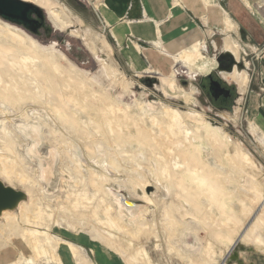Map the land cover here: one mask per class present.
<instances>
[{
  "label": "rangeland",
  "instance_id": "374dc122",
  "mask_svg": "<svg viewBox=\"0 0 264 264\" xmlns=\"http://www.w3.org/2000/svg\"><path fill=\"white\" fill-rule=\"evenodd\" d=\"M50 1L53 8L67 13L71 27L46 30L52 25L46 20L31 34L1 17L0 21L22 30L38 49L53 46L50 50L64 58L60 66L72 65L120 108L127 106L133 112L124 118L134 129L108 135L100 119L98 132L94 124L80 131L76 122L64 125L53 103L39 105L22 94L14 79L3 82L2 76L0 121L5 131L0 129V179L26 193L21 201L26 207L22 212L18 206L9 210L11 217L0 215V264H264V0H253V11L242 0H214L237 25L239 33L231 28L229 33L242 46L238 59L223 49L225 21L212 24L213 15L199 5L205 0H163V4L161 0L158 7L166 12L164 17L157 14L154 0L145 5L141 0ZM116 1L125 5L114 11ZM145 22L156 28L155 34L144 33ZM87 27L102 32L108 47L98 46L96 53L86 49ZM197 36L205 42V59L214 61L209 72L183 61L187 55L195 58L189 41ZM134 53L143 54L137 67L129 64ZM224 53L231 54L234 62L218 68ZM96 57L122 72V82L104 80ZM233 65L245 69L250 78L243 92L234 78L223 79L221 74L231 72ZM216 71L224 85L234 95L237 92L231 106L216 100L221 93L217 97L210 93L212 79L207 74L218 80ZM174 72V89L164 93L161 79ZM16 73L31 78L28 71ZM70 84L87 86L74 78ZM85 89L88 107H99L93 99L98 94ZM117 92L123 96L116 97ZM149 101L159 111L147 112L143 104ZM68 106L72 108L71 103ZM173 110L203 114L220 137L229 136L228 141L214 143L202 132L192 141L185 130H192L194 123L183 112L182 122H173ZM26 125L38 127L36 146L19 128ZM237 146L254 165L246 167L235 156ZM187 168H192L190 174ZM196 175L202 184L192 181ZM116 191L144 210L132 216L119 211L112 196Z\"/></svg>",
  "mask_w": 264,
  "mask_h": 264
},
{
  "label": "bare ground",
  "instance_id": "6f19581e",
  "mask_svg": "<svg viewBox=\"0 0 264 264\" xmlns=\"http://www.w3.org/2000/svg\"><path fill=\"white\" fill-rule=\"evenodd\" d=\"M147 1H150V0H141V2L144 5ZM192 1L193 0H190V2H192ZM252 1L253 0H242V2L245 4V6L248 9H250L251 11H253V7H252V3H251ZM32 3L38 5L41 8L43 7L45 9L44 12H45V15L47 17V20L49 23L52 24V26L55 29L63 30L65 27H67V26L71 27V25H73V21L69 19V16L67 15V13L64 10L58 11L55 8H53V2H51L50 0H33ZM124 5H125V2H122V1L114 2V4H113L114 11H117V9L118 10L122 9V7ZM199 5L202 6V8L205 7V9L207 10L209 15H211V14L213 15L212 24L217 23L216 25H218L221 22V19H222V21L223 20L225 21L224 22L225 29L223 31H225L226 35H225V38L223 39L224 40L223 49L226 52L231 53L232 55H234V57L236 59H238L239 49H241L242 46L234 38V36L230 35V33H229V30L231 28L234 30V32L236 34H238L239 31H237V25L230 20L231 19L230 16H228L226 11L223 8H220L221 6H219L217 3H215L214 0H212L211 4L210 3L207 4V1L205 0L203 3H200ZM211 11H212V13H210ZM215 11H217L219 14L216 15ZM142 26H144V28H145L146 27L145 23H143ZM155 30H156V28L153 27L152 34H155ZM162 31H163V27L160 26V32H162ZM175 32H177V31H175ZM71 33L74 35H78V34L82 35L79 31H77V33H73L71 31ZM83 35H84V39H85L86 44H87V45L85 44V47L91 53L92 52L94 53V51L96 53V51H97L96 49L98 46L101 48L102 47H104V48L108 47L106 38L104 37V34L102 32L93 33L92 31H90L89 27H87L86 30L83 32ZM177 35H179V33H177L174 36H177ZM35 43L32 41V38L30 39L29 36H27L25 33L22 32V30L20 31L14 27L2 22V20L0 21V82L1 83L7 82L10 79L11 80L14 79L15 80L14 82L21 86L20 90H22L21 91L22 94L30 96L31 100L38 102L39 105L40 104L41 105L46 104V106L47 105L49 106L50 103H53L52 107L53 108L55 107L54 111L57 113V115L59 112V117H60V118L58 117L59 122H61L64 125L66 123L71 125L73 122L74 123L76 122V123H78V130L79 131L83 129L82 127L88 128L89 126L94 124V125H96L94 132H98L97 127L99 124L97 123V121H99V120H97V119H100L101 126L103 127L102 129H104V132L108 135L115 133V131H117V130L123 132L124 130H129V129L133 128V125L129 126L128 123H126L127 119L124 118L125 114L127 112H128V114L133 113V112H130L128 110L127 106H123L120 108L117 105V103L113 102L111 97H109L106 93H104L105 91H103L99 87H98V89H96L94 82H92L88 78L83 77L82 74H80V72L78 70H76L72 65L68 64V66H66V65L60 66L61 64L59 62H60V60H63L64 58H63L62 54L60 55V54L56 53V51L54 52L53 50H50L51 48H53V46H51V45L44 46V45L40 44L42 46V47L41 46L40 47L42 49H44V50H40L41 48L38 49L37 45H35ZM204 43L205 42H204V40H202V37H199V36H197L193 40L189 41V48H190L189 50H192L194 52L195 58L190 59L189 55H187L184 58V56L181 55L180 58H184L183 61H184L185 65L196 66L197 70L207 71L208 68L214 64V61L210 62V61L205 59V56H203L202 51L205 48ZM244 43H247V45L250 48H255L254 45L250 44L247 41H244ZM52 44L57 45L55 41H53ZM46 49H49V50H46ZM162 54H163V52H162ZM139 55L141 56V58L143 57V54H141V53H138V56H137V53H134L133 54L134 58H129V61H130L129 64L131 67H137L136 61H137V59L140 58ZM163 56L166 57L167 55L164 54ZM172 57H173V60L177 59V56H175L173 54H172ZM96 58L98 59V57H96ZM201 60H203L202 64L200 66H198L197 63L200 62ZM37 61L39 62V65L36 64V63H38ZM98 61H99V65L101 66V76L104 78V80L109 79V81L111 80V83L113 82L112 84L122 82V81L120 82V77L124 76L122 72H120L116 68H113L112 65H110L105 60H102L103 65L101 64L99 59H98ZM35 65H37V66H35ZM33 66H35V67L33 68ZM158 67H159V69H161V71H164V72L168 71L164 67H161V66H158ZM21 70H22V72L24 70H25V72L28 71L31 74V78H27V79H25L24 77L21 78V76L18 75L20 73L19 72H18V74L16 73V71L21 72ZM210 70H208V72ZM237 72L239 73L240 77H239V75H235ZM29 73H27V74H29ZM85 73H87V72H85ZM221 74H222V76H224L223 79L229 80V78H234L233 80H235V82L239 86V89L242 92L246 90V87H247V84H248V81L250 78L248 77V73L246 72L245 69L239 70L237 66L233 65L231 72H229V73L222 72ZM2 76H4V78H5L4 81L2 80ZM168 76H169V78H162L161 79V83L163 85L162 91L164 93H168L169 90L173 91L174 85H175V72H174V74H169ZM71 78L77 79L82 83L86 82L87 86L82 84L78 88H74L70 84ZM90 78L92 80L98 82V80H95V78H93L92 76ZM86 87L93 88L92 94H94V93L98 94V95H94L93 99L96 100V102L99 104L100 108L99 107H88V104L86 103V98H87V90L85 89ZM0 93H4V89L1 86H0ZM176 94H178V93L176 92ZM119 96L122 97L123 95L121 93L120 94L118 93L116 95V97H119ZM180 96L181 95L179 94L178 97H180ZM70 97H73L72 101L69 100ZM117 101H119V100H117ZM151 102L152 101L147 102L146 106L143 104V107L147 112H151L152 110L156 109V107L151 108V106H150ZM69 103L72 104V108L70 106H68ZM74 107H77V108L75 109ZM161 107H162V105H161ZM122 108L124 109V111L121 110ZM140 108H141V106H140ZM157 111H159V110L156 109L155 112H157ZM182 112L184 113V115H186L190 119L191 123L192 122L194 123V124H192L193 128L191 127L192 130H189V129L185 130V134L189 135L190 139L192 141L195 142L196 137H198V139H199V136H197L199 132H202L203 135H207V136H208V134H210L211 137L213 138L214 143L215 142H221L222 143V141L223 142L228 141L227 139L229 136L224 134V137H220V135L216 132L215 126L211 124L212 122L208 121V119L206 121L203 114L196 112L194 110H191L189 112L173 110V114H171V116H170L171 120L175 123L176 122L181 123L182 122V119H181ZM237 112L238 111L235 110V113H237ZM118 113H121V116H119ZM78 114H80V116H78ZM134 117H137V116H134ZM118 119H121L122 121H120ZM132 120H134V119H132ZM135 120H137V122L140 121V123H141V121L143 122V120H141L140 117L135 118ZM194 125H196V126H194ZM19 128L22 129V132L24 133V135H26L32 139V141L34 142L33 146H36L39 143L38 127L26 125L23 127L19 126ZM0 129L3 132L5 131V128L1 124V121H0ZM88 129H90V128H88ZM137 131H138V128H137ZM142 131H144V130H142ZM145 133L146 132H144V135H145ZM79 134H77L76 136H78ZM136 137L139 138V136H136ZM145 137H147V136H145ZM143 139H144V137H143ZM190 139H188V140H190ZM140 141H141V139L139 140V142ZM194 146H193V148H194ZM225 150H226V148H225ZM228 151H227V153H228ZM234 154L240 160L244 161V165L246 167H250V166L254 165V163L251 161V159L248 157V155L243 153L241 151V148H239L238 146H237V151ZM194 157H196V155ZM177 167H180V165H177ZM182 168H183V166H182ZM191 169L192 168H187L186 174H190V172H192ZM191 178H192L193 182L195 181V183H198V184L203 183V179L198 177V175L192 176ZM204 182H206V181H204ZM207 182H206V184H207ZM215 182H216V180H215ZM212 184L214 185V183H212ZM216 184L218 185V183H216ZM211 190H213V189H211ZM166 191H168V187H166ZM121 194H122L121 192H117V191L112 193V196L115 200L114 202L117 205L119 211H122V212L124 211L129 216H132L131 214L133 212L137 211L138 209H142L143 205H142V207H140V205L139 204L137 205V203H136L135 208L132 210H129L130 208H128V207H133V205H128V204L124 203L122 200ZM257 196H259V195H257ZM144 198L147 200L146 196ZM18 207L20 208V212H22L26 206H24L23 202H20L18 204ZM143 210H144V208L140 211L135 212V213H140ZM8 211L9 210H3L1 214L6 217L10 213V211L9 212ZM10 214H9V216H10ZM259 221H262L261 218L259 219ZM27 230H31V229L27 228ZM37 251H38V253L43 252V250L40 248H37Z\"/></svg>",
  "mask_w": 264,
  "mask_h": 264
},
{
  "label": "water",
  "instance_id": "95a60500",
  "mask_svg": "<svg viewBox=\"0 0 264 264\" xmlns=\"http://www.w3.org/2000/svg\"><path fill=\"white\" fill-rule=\"evenodd\" d=\"M0 17L10 23L22 26L31 34H36L47 20L41 7L25 0H0ZM45 29L52 30V25H46ZM223 55H226L231 63L234 62L231 54L224 53L221 57ZM209 89L214 97H217L219 93L226 92L218 80H211ZM121 195L124 203L128 205L136 204L128 200L123 193ZM25 198L26 193L24 191L5 184L0 179V215L3 210L16 208Z\"/></svg>",
  "mask_w": 264,
  "mask_h": 264
},
{
  "label": "flooded vegetation",
  "instance_id": "af4514ba",
  "mask_svg": "<svg viewBox=\"0 0 264 264\" xmlns=\"http://www.w3.org/2000/svg\"><path fill=\"white\" fill-rule=\"evenodd\" d=\"M229 63H231L230 62V60H228L227 59V57H221L220 56V62H219V64H218V68H224V67H227V64H229ZM217 73H215L216 74V77H217V79H218V81L223 85V87L226 89V92H223V93H221V94H219V96L216 98V100L217 101H219V103L222 105V106H224V105H228V106H231L232 104V102H234V100L232 99V95H234L233 94V92H232V90H231V88H229V87H227L228 86V84L226 85H224V81L223 80H221L220 78H219V72L218 71H216ZM208 76H207V78L209 79V80H213V75H211V73L209 74H207ZM203 88H205V84L204 83H202V85H201ZM235 93V95H234V97H236V95H237V92H234ZM230 100H231V103H230Z\"/></svg>",
  "mask_w": 264,
  "mask_h": 264
},
{
  "label": "crops",
  "instance_id": "0c3cea01",
  "mask_svg": "<svg viewBox=\"0 0 264 264\" xmlns=\"http://www.w3.org/2000/svg\"><path fill=\"white\" fill-rule=\"evenodd\" d=\"M155 2V7L157 8L156 10H160V7H158V4L159 3H161V0L160 1H158V0H154L153 1V3ZM164 2H163V0H162V3L161 4H163ZM162 7V6H161ZM261 7V6H260ZM140 10V9H139ZM139 10H138V12H139ZM164 10H166L165 8H164ZM166 13V12H165ZM165 13H164V11L163 10H160V12L159 13H157L158 15H161V16H163L164 17V15H165ZM220 22V21H219ZM221 22H223L222 20H221ZM140 24H142V23H140ZM145 24H147V26H146V28H143L142 27V29H143V31H144V33H148V34H150V35H152V29L153 28H151V25L149 24V23H146L145 22ZM137 25H139V24H137ZM173 26L174 25H172L170 28H173ZM197 30V29H196ZM198 32V31H197ZM261 54H263V51H261Z\"/></svg>",
  "mask_w": 264,
  "mask_h": 264
}]
</instances>
